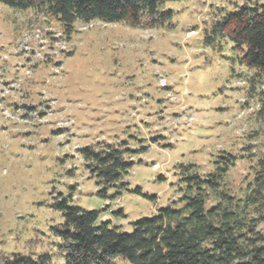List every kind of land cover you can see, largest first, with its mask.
<instances>
[{"label":"rangeland","instance_id":"1","mask_svg":"<svg viewBox=\"0 0 264 264\" xmlns=\"http://www.w3.org/2000/svg\"><path fill=\"white\" fill-rule=\"evenodd\" d=\"M245 3L264 7V0H162L170 25L76 21L69 33L44 10L0 4V257L46 252V264H63L53 233L63 224L57 198L130 232L132 222L181 205V165L205 176L226 153L237 158L223 189L243 198L264 152L257 118L264 82L231 42L204 37ZM123 141L148 147L124 155L132 167L101 196L81 150Z\"/></svg>","mask_w":264,"mask_h":264},{"label":"trees","instance_id":"2","mask_svg":"<svg viewBox=\"0 0 264 264\" xmlns=\"http://www.w3.org/2000/svg\"><path fill=\"white\" fill-rule=\"evenodd\" d=\"M0 4L15 10H44L66 33L76 21L155 28L170 25L172 19V11L162 8V0H0ZM215 38L231 42L242 52L241 63L264 82L262 5L245 3L225 13L205 31V43ZM257 95V118L264 125V87ZM147 147L129 149L123 141L120 147L81 150L86 169L101 187V196L132 167L133 162L124 155ZM236 158L231 153L218 156L214 170L205 176L191 171L193 165H181L183 189L177 200L181 205L173 202L151 217L132 222L130 232L100 221L99 210H83L65 197L57 198L54 207L61 212L63 224L53 233L63 264H114L117 259L129 264H264V232L258 230L264 223V152L256 159L252 180L241 199L223 189V178ZM50 257L46 252L36 258L16 253L1 256L0 264H46Z\"/></svg>","mask_w":264,"mask_h":264}]
</instances>
